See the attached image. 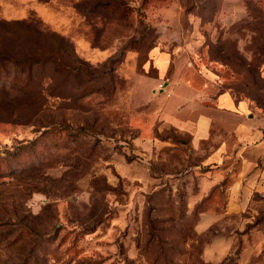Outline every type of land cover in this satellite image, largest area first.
Segmentation results:
<instances>
[{
	"label": "rangeland",
	"instance_id": "obj_1",
	"mask_svg": "<svg viewBox=\"0 0 264 264\" xmlns=\"http://www.w3.org/2000/svg\"><path fill=\"white\" fill-rule=\"evenodd\" d=\"M0 264H264V0H0Z\"/></svg>",
	"mask_w": 264,
	"mask_h": 264
},
{
	"label": "crops",
	"instance_id": "obj_2",
	"mask_svg": "<svg viewBox=\"0 0 264 264\" xmlns=\"http://www.w3.org/2000/svg\"><path fill=\"white\" fill-rule=\"evenodd\" d=\"M204 120H205V118H200V122H201V124L204 123Z\"/></svg>",
	"mask_w": 264,
	"mask_h": 264
},
{
	"label": "trees",
	"instance_id": "obj_3",
	"mask_svg": "<svg viewBox=\"0 0 264 264\" xmlns=\"http://www.w3.org/2000/svg\"><path fill=\"white\" fill-rule=\"evenodd\" d=\"M13 154H15L14 151H12L11 153H9V155H13ZM3 171H4V170H3Z\"/></svg>",
	"mask_w": 264,
	"mask_h": 264
}]
</instances>
